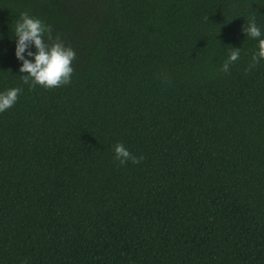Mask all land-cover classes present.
Masks as SVG:
<instances>
[{
    "label": "trees",
    "instance_id": "trees-1",
    "mask_svg": "<svg viewBox=\"0 0 264 264\" xmlns=\"http://www.w3.org/2000/svg\"><path fill=\"white\" fill-rule=\"evenodd\" d=\"M21 13L67 85L24 83ZM261 38L264 0H0V264H264Z\"/></svg>",
    "mask_w": 264,
    "mask_h": 264
},
{
    "label": "clouds",
    "instance_id": "clouds-1",
    "mask_svg": "<svg viewBox=\"0 0 264 264\" xmlns=\"http://www.w3.org/2000/svg\"><path fill=\"white\" fill-rule=\"evenodd\" d=\"M44 26L41 21L26 13H21L20 18L13 27V34L16 37L15 57L22 61L19 71L26 73L23 81L29 86L40 85L45 88L57 87L61 84L67 85L70 82L72 68L71 61L75 57L74 51L66 47L62 42H56L46 47L42 43V33ZM248 35L253 38H259L261 32L254 23H249L246 29ZM31 44L36 52H28L31 60L25 59L24 54L27 47ZM239 52L233 50L227 57V61L222 66V71H227L229 64L236 61ZM258 60H264V38L257 40V51L252 56L253 66ZM19 88H10L0 92V112L6 111L17 100ZM114 159L124 164L125 161L138 163L143 157L136 158L132 156L123 144L117 143L113 147Z\"/></svg>",
    "mask_w": 264,
    "mask_h": 264
}]
</instances>
